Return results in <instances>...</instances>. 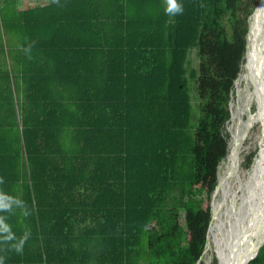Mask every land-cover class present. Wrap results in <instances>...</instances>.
<instances>
[{"label":"trees","instance_id":"obj_1","mask_svg":"<svg viewBox=\"0 0 264 264\" xmlns=\"http://www.w3.org/2000/svg\"><path fill=\"white\" fill-rule=\"evenodd\" d=\"M259 2L0 0V264H203Z\"/></svg>","mask_w":264,"mask_h":264},{"label":"bare ground","instance_id":"obj_2","mask_svg":"<svg viewBox=\"0 0 264 264\" xmlns=\"http://www.w3.org/2000/svg\"><path fill=\"white\" fill-rule=\"evenodd\" d=\"M261 15L263 16L260 17ZM250 20L251 29L246 59L239 74L240 81L244 83L243 92L248 99L247 115L246 119H242L245 113L243 106L239 109V104L235 106V109L234 106L231 109L230 122L235 123L238 118L239 128L235 136L231 135L228 155L219 167L221 183L215 195L213 220L205 249V254L208 251L212 252V258L209 256L203 264H210L213 257L217 259V264H239L247 254L250 239L254 241L250 235L251 231L264 216V126L258 135L256 152L260 153L257 162L253 161L256 166L253 169L250 168L248 174L240 175L245 173L241 171L240 157L245 149L246 141L250 139L252 129L261 124L262 119L264 120V7ZM250 68H252V74L248 72ZM253 106L255 110H252ZM240 121L242 126L246 124V127L249 125L251 127L244 139L246 128L239 135L242 128ZM235 144L233 160H229L231 148ZM225 165H227V173L220 176V170Z\"/></svg>","mask_w":264,"mask_h":264},{"label":"rangeland","instance_id":"obj_3","mask_svg":"<svg viewBox=\"0 0 264 264\" xmlns=\"http://www.w3.org/2000/svg\"><path fill=\"white\" fill-rule=\"evenodd\" d=\"M20 4L22 5V7L24 5L33 6V5H37L38 4V0H20ZM250 22H251V20H250ZM189 59L191 60L192 66L193 67H197L198 60L196 58L195 50H193V51H191L189 53ZM248 72L250 74H252V68H250L248 70ZM243 87H244V83H243V81H240L239 82V87H238L239 88L238 89L239 90L238 100L234 104H235V106L239 104L240 105L239 109H240V107L243 106V111L245 113V116L242 117V119H244V118L246 119L248 99L245 97V94L243 92V89H244ZM239 101H240V103H239ZM231 106H232V103H231ZM235 106H234V109H235ZM252 110H255V106L252 107ZM237 122H238V118L235 120V123L229 122V124L227 125V131L230 132V134L232 136H235L237 134V130L239 128V125H238ZM263 122H264V120L262 119L261 120V124L257 125L254 129H252V131L250 132L251 137H250V139H248L246 141L245 149L241 153V157H240L241 158V171L245 172V173H240L241 176H242V174H248L250 172L249 171L250 168L253 169L256 166V163H254V162H257V160L259 158V153H260L259 151L256 152V149L258 147V145H257L258 144V135H259L260 129L262 128V126H264ZM240 126L242 128H240L241 132L239 131V135H241V133L246 128V124L242 126L241 121H240ZM235 149H236V144L234 145V150H233L232 154L230 155L229 160H233L232 156H233V153H234ZM252 153H255V155L252 158L251 163H249L248 159H249V156L252 155ZM226 171H227V165H225V167L220 171V176H222V175L224 176L225 173H227ZM229 180H230V176H229ZM229 180H228V182H229ZM211 254H212L211 251H208L206 254H204L203 263L205 262L206 259H208L209 256H211ZM211 258H212V256H211ZM216 261H217V259H216ZM210 264H212V261H210Z\"/></svg>","mask_w":264,"mask_h":264},{"label":"water","instance_id":"obj_4","mask_svg":"<svg viewBox=\"0 0 264 264\" xmlns=\"http://www.w3.org/2000/svg\"><path fill=\"white\" fill-rule=\"evenodd\" d=\"M263 7H264V0H260L258 5L256 6V8L253 10L252 14L248 17V33H247V37H246L247 42H246L245 59H246V54H247L248 37L250 35V29H251L250 28V19H251V17H253L255 15V13L257 11H262ZM262 16L263 15H261L260 17H262ZM235 83H236V81H235ZM250 129H251L250 125L246 127V131H245V135H244L243 139L248 135ZM220 183H221V180L219 179V175H218V184H217V186H216V188L214 190V193H213V195L211 197V203H210V205H211V221L213 220V204H214V200H215V195H216L217 189L220 186ZM211 221H210V224H209V228H210V225H211ZM209 228H208V232H209ZM250 235L253 237L254 241L252 242L251 239H250V241L248 243L247 254L244 256L243 259H241L239 264H248L251 260H253L257 256V254L259 252V249L264 244V216L261 219V221L259 222V224L253 229V231H251ZM207 244H208V233H207V243L205 245V249L207 247ZM205 249L203 251V256L205 254Z\"/></svg>","mask_w":264,"mask_h":264},{"label":"clouds","instance_id":"obj_5","mask_svg":"<svg viewBox=\"0 0 264 264\" xmlns=\"http://www.w3.org/2000/svg\"><path fill=\"white\" fill-rule=\"evenodd\" d=\"M53 2H57V0H53ZM168 7L166 11L171 14H175L177 12H180L182 9L180 5L176 3V0H167ZM30 52V50H29ZM29 59H31V56L29 55ZM13 202V199L8 196L0 195V209H8L10 207V204ZM19 203V201H15ZM0 231L8 232L9 228L7 225L3 223L2 220H0ZM6 239L11 240L13 239V236L9 234Z\"/></svg>","mask_w":264,"mask_h":264},{"label":"built area","instance_id":"obj_6","mask_svg":"<svg viewBox=\"0 0 264 264\" xmlns=\"http://www.w3.org/2000/svg\"><path fill=\"white\" fill-rule=\"evenodd\" d=\"M46 0H38V4L37 5H33V7H36L38 5H40L41 3H45Z\"/></svg>","mask_w":264,"mask_h":264}]
</instances>
